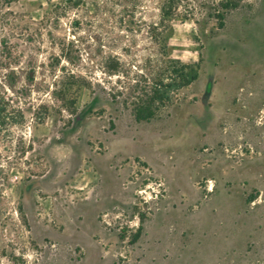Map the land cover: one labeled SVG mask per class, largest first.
<instances>
[{
    "label": "rangeland",
    "instance_id": "rangeland-1",
    "mask_svg": "<svg viewBox=\"0 0 264 264\" xmlns=\"http://www.w3.org/2000/svg\"><path fill=\"white\" fill-rule=\"evenodd\" d=\"M47 1L0 5V44L12 57L0 60V92H7L25 117L0 133V264H204L208 252L203 248L185 250L167 262L158 256L170 243L175 220L189 226L175 212L152 221L147 247L145 226L165 199L175 201L182 190L198 195L199 203L214 195V204L231 206L215 192L213 179L197 182L195 193L188 177L193 148L235 165L264 156V102L250 119L249 135L203 145L204 131H211L212 121L223 114L228 96L238 90L264 96L259 93L264 88V0H244L221 30L214 20L201 26L172 22L171 56L186 63L201 60L200 77L150 122H137L101 92L92 95L86 89L76 115L60 112L54 76H61L64 67L80 66L102 29L73 12L48 16L52 6ZM44 111L39 122L37 112ZM235 128L220 126L223 133ZM208 181L214 185L210 193ZM141 217L142 240L132 243ZM219 217L218 209L202 211L198 234L206 228L228 230L231 223ZM257 231L239 264H264V226Z\"/></svg>",
    "mask_w": 264,
    "mask_h": 264
},
{
    "label": "trees",
    "instance_id": "trees-1",
    "mask_svg": "<svg viewBox=\"0 0 264 264\" xmlns=\"http://www.w3.org/2000/svg\"><path fill=\"white\" fill-rule=\"evenodd\" d=\"M17 0H0L10 6ZM48 12L57 17L73 12L76 17L95 22L102 30L95 37L97 46L87 52L82 64L54 76V101L60 112L74 116L77 101L86 89L101 92L109 101L127 111L137 122L160 118L175 103L183 90L200 77V63H186L170 54L168 34L174 20L201 26L214 20L225 27L227 16L244 5V0H59ZM67 62L71 58L65 56ZM12 59L8 46L0 44V60ZM39 108L47 111V105ZM39 109V110H40ZM37 112L42 122L47 113ZM21 108L7 92H0V133L24 120ZM144 218L131 242L143 234ZM123 237V236H121Z\"/></svg>",
    "mask_w": 264,
    "mask_h": 264
},
{
    "label": "crops",
    "instance_id": "crops-1",
    "mask_svg": "<svg viewBox=\"0 0 264 264\" xmlns=\"http://www.w3.org/2000/svg\"><path fill=\"white\" fill-rule=\"evenodd\" d=\"M216 85L217 83L211 87L208 95L209 109L213 107ZM261 92H264V88L259 91ZM255 95H245L238 90L228 96L223 114L215 122L212 121L211 131L207 129L204 131L203 145L211 148L220 142L235 140L242 133L249 135L252 127L250 119L264 102V96L257 99ZM237 97L238 101L235 100ZM222 124L234 125L235 131L221 132ZM193 150L191 167L194 169L188 170V177L195 193L198 194L195 187L197 182L204 178L213 179L216 183L215 192H222L224 194L222 199L231 202V206L226 209L214 204L212 202L216 197L214 195L199 203L198 195L191 197L189 191L182 190V194L175 201L171 197L165 199L160 210L148 219L144 233L146 247L152 221L156 218L164 220L170 213L175 212L178 214V220L188 221L189 226L180 225L177 220L171 224L173 232L169 235L170 243L158 254L163 262L180 258L178 256L185 250L193 248L196 251L203 248L208 252L204 264H239L238 261H243L247 247L259 236L257 230L261 225L264 226V156L235 165L224 157L215 159L209 153L201 152L197 148ZM252 192L255 195H251ZM247 202H250V205ZM216 209L219 210L220 222L229 221L231 227L224 231L218 229L208 231L206 228L203 229L204 234H198L201 229L197 223L202 211L207 210L214 214ZM139 240H142V237ZM146 247L141 258L142 263Z\"/></svg>",
    "mask_w": 264,
    "mask_h": 264
},
{
    "label": "built area",
    "instance_id": "built-area-1",
    "mask_svg": "<svg viewBox=\"0 0 264 264\" xmlns=\"http://www.w3.org/2000/svg\"><path fill=\"white\" fill-rule=\"evenodd\" d=\"M263 114H264V112H263ZM213 184H212V182L211 181H208V185H207V187H206V191L207 192H212L213 191Z\"/></svg>",
    "mask_w": 264,
    "mask_h": 264
}]
</instances>
